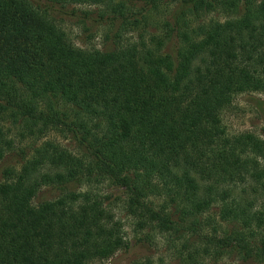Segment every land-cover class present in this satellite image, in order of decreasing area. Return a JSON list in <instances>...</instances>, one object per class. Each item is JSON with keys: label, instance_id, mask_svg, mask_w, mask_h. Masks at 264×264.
Segmentation results:
<instances>
[{"label": "trees", "instance_id": "obj_1", "mask_svg": "<svg viewBox=\"0 0 264 264\" xmlns=\"http://www.w3.org/2000/svg\"><path fill=\"white\" fill-rule=\"evenodd\" d=\"M75 5L98 7L84 14L109 27L105 48L68 36L54 11ZM211 13L221 19L203 22ZM142 23L147 35L123 40ZM249 92H264V0H0V161L18 148L6 120L34 140L0 181V264H92L126 248L108 184L141 228L264 264V137L222 120ZM43 187L56 194L37 199Z\"/></svg>", "mask_w": 264, "mask_h": 264}, {"label": "rangeland", "instance_id": "obj_2", "mask_svg": "<svg viewBox=\"0 0 264 264\" xmlns=\"http://www.w3.org/2000/svg\"><path fill=\"white\" fill-rule=\"evenodd\" d=\"M97 9L98 7L94 5H75L68 6L60 11L57 9L54 11V15L60 19L66 33L76 45L83 48L103 49L110 43L106 41L105 36L109 27L95 24L91 19H86L84 14V11L90 10L94 12ZM166 13L167 7L165 8V6H161L158 11H154L151 15L153 23L150 21L151 23L147 29L155 27L158 29L161 21H157L162 17L164 18ZM217 18L221 19L219 13H211L206 15L202 21L207 22ZM155 24L158 25L155 26ZM147 33L148 31L144 30V24L142 23L137 28H129L123 33L122 38L123 40L135 42L138 41L141 34L147 35ZM261 100L264 101V92H249L236 96L231 107L222 116L226 130L233 134L249 131L264 137V110H261V107L264 106L258 104ZM4 125L10 127L8 135L16 141L18 148L15 151L7 152L0 161V181H3L6 177L5 169L13 168L16 170L20 168L23 162L22 150L26 152L31 143L34 142L30 138L19 139L16 129L12 127L9 119L4 122ZM45 139L60 142L69 149L74 147L69 139L54 132L46 135ZM100 189L108 197L106 203L111 212L122 223L124 238L128 246L118 250L109 259L96 261L92 264H127L130 262H140L141 264H257L254 262H243L239 255L233 253H227L221 259L214 260L211 256L202 253L205 243L197 236L185 235L182 239H176L172 232L141 228L137 224L138 219L135 215L129 213L122 200L124 199L122 188L108 184L101 185ZM55 194V189L43 187L37 199L50 198ZM151 199L156 208L166 206V209L174 210V204L171 202L170 196L166 194H156ZM215 212V208H213L206 216L216 220L218 217ZM221 226L227 231L231 229L229 224L223 223ZM211 227L212 225L204 226L202 234H211ZM186 240H188V243H194V246L186 248L183 245ZM188 252H196L195 262L187 258Z\"/></svg>", "mask_w": 264, "mask_h": 264}]
</instances>
